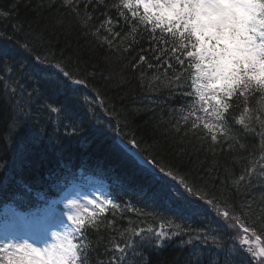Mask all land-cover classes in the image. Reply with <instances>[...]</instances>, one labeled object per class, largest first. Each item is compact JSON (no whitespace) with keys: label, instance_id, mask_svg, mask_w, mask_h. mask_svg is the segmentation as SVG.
<instances>
[{"label":"trees","instance_id":"trees-1","mask_svg":"<svg viewBox=\"0 0 264 264\" xmlns=\"http://www.w3.org/2000/svg\"><path fill=\"white\" fill-rule=\"evenodd\" d=\"M123 2L0 0V209L5 203L19 208L47 203L83 175L95 176L112 203L85 217L86 226L89 218L95 225L84 233L88 251L83 264H109L120 255L114 245L125 243L134 246L123 264H250L213 211L185 199L175 183L157 179L120 150L112 155L104 137L90 145L81 143L95 134L86 116L93 103L104 110L91 114L99 118L92 126L97 134L108 126L123 139H134L145 159L183 180L197 196L220 199L219 206L245 224L264 207V94L233 97L224 125L227 135L218 134V141L212 142L205 129L191 126L196 116L202 118L198 123L204 122L206 114L189 86L194 61H187L182 50L172 52L185 41L159 29L153 32V26L140 19L143 14L137 11L132 17L134 8L124 9ZM177 55L186 66L177 63ZM51 61L81 79L87 90L41 67ZM89 90L98 93L99 103L87 96ZM35 115L56 121L61 115L71 125L63 128L61 121L46 128L29 118ZM241 117L244 124L238 122ZM61 134L81 143V150L89 149L98 164L78 170L87 165L73 150L67 155L75 161L61 155ZM249 205L255 211L249 212ZM160 227L169 238L158 243L147 230ZM141 231L152 238L144 241L133 235Z\"/></svg>","mask_w":264,"mask_h":264},{"label":"snow or ice","instance_id":"snow-or-ice-1","mask_svg":"<svg viewBox=\"0 0 264 264\" xmlns=\"http://www.w3.org/2000/svg\"><path fill=\"white\" fill-rule=\"evenodd\" d=\"M134 5L137 9L142 8L143 15L140 19L151 24L153 32L159 29L173 40L185 41L180 49L173 48L172 52L175 54L182 50L187 61H194L196 74L189 86L195 89V95L201 102V110L206 114L204 122L198 123L202 118L193 113L196 119L191 126L193 129L202 127L211 134V141L217 142L218 134L227 135L224 125L230 108L228 102L233 97L247 99L253 93L264 94V0H124L122 7L132 9ZM131 16L137 17L138 12L132 11ZM105 23L110 24L111 21L107 20ZM175 58L181 67L186 66L185 59H181L179 55ZM35 59L39 61V57ZM141 60H144L143 56ZM187 67L191 68L193 65L188 64ZM62 75L69 77L68 72H62ZM179 79L180 77L177 82ZM72 83L81 84L83 81ZM52 86L59 87L58 84ZM252 99H255V95H252ZM247 112L248 109L245 108V113ZM256 119L259 121L260 117L257 116ZM207 120H214L216 123L206 122ZM238 122L244 124V117ZM72 131L75 132L76 128ZM129 144L132 149H137L134 139ZM135 154L139 155L138 150ZM144 163L156 168L155 161L144 159ZM156 171L162 177L171 176L173 181L176 179L171 173H164L163 169ZM248 174L252 175L253 172L250 170ZM184 184L183 180L179 181L177 189ZM172 195L179 199L175 194ZM181 195L185 199L188 196L202 199L187 185ZM91 204L104 211L103 202L98 205L96 201H92ZM261 204L264 205V199ZM257 210L260 214L250 224L242 223L238 216H231L227 208L218 210V215L225 219L231 218L234 221L233 227L241 229L242 236L237 243L239 249L246 252L250 264H264V244L261 243L264 240L261 234L264 233V207ZM248 211L255 210L249 205ZM68 220L71 221V225L67 226L70 231L66 229L62 234H54L53 241L43 247H37L27 240L0 243V264H83L88 251L84 233L86 227H94L95 221L89 218L86 226L85 218L78 212L69 215ZM133 235L144 241L152 238L143 231ZM161 235L153 234L157 240ZM133 246L134 244L128 243L114 245L113 251L120 255L112 257L109 264H123Z\"/></svg>","mask_w":264,"mask_h":264},{"label":"rangeland","instance_id":"rangeland-1","mask_svg":"<svg viewBox=\"0 0 264 264\" xmlns=\"http://www.w3.org/2000/svg\"><path fill=\"white\" fill-rule=\"evenodd\" d=\"M195 69H194V76H195ZM193 76V77H194ZM197 101L199 102V106L201 108V102L199 101V98L197 97ZM206 107L208 105H205ZM211 122L212 120H208ZM95 190L93 192L84 194L82 191H80V194H76L75 192L70 193L68 196V200H64L62 202L60 207V211H62L60 214H57V217L54 221V223L51 224L49 227V230L46 232L43 229H38V221H35L34 219H29V231L25 232L23 236L22 233H18L14 226L13 229L9 231V236L7 241H24L27 240L29 243H33L37 247H43L46 244H50L53 241L54 234L59 235L66 231L68 224L71 223V221L68 220L69 215H74L77 212L81 215L83 213H89L90 209L93 207L91 204L92 201H96V203L99 205L103 202L105 204V201L102 199L101 196H99V191L102 192L99 188L94 187ZM105 206V205H104ZM217 208H214L213 210L216 211ZM222 220L224 221L225 218L222 216ZM64 231V232H63ZM20 232V231H19ZM242 232L241 229H237V233L234 236V241L237 243L241 239ZM6 241V242H7Z\"/></svg>","mask_w":264,"mask_h":264},{"label":"bare ground","instance_id":"bare-ground-1","mask_svg":"<svg viewBox=\"0 0 264 264\" xmlns=\"http://www.w3.org/2000/svg\"><path fill=\"white\" fill-rule=\"evenodd\" d=\"M75 10V9H74ZM160 37H162V38H164V40L166 41V43H170L171 44V40L169 39V38H167L165 35H161ZM145 53L146 54V50H141V53ZM49 65L51 66V68L53 69V70H55V69H60V68H62V66L61 65H59V63L57 62V61H51L50 63H49ZM59 66L58 68L56 67V66ZM146 70V69H145ZM147 75V73L145 74V76ZM47 88V87H46ZM86 94H87V96H94L97 100H99L100 99V96L98 95V93H95V92H93V91H87L86 92ZM29 118L31 119H34L35 121H36V124H38L39 122L44 126V127H52V125H57V126H59V124H58V121H56L55 119H52L51 117H46V118H43V117H39L38 118V116L37 115H35V116H29ZM42 119V120H41ZM108 120V119H107ZM104 130L106 131V132H108L109 134H111L112 136H114V138L121 144V145H125L120 139H118V137H121V135L120 134H118V133H116L113 129L111 130V129H108V128H104ZM59 139H60V141H62V143L64 144V148H65V150L67 151V152H70V151H72V150H74V149H80V147H82V144L81 143H79V142H76V141H74V140H72L71 138H70V135L69 136H67V135H65V134H61L60 136H59ZM97 155V153L96 154H94V156H96ZM207 200H208V202H211V203H209V204H211V205H219V204H221V200L220 199H212V198H210V197H208L207 198ZM228 238H229V240L231 241V238H230V236H228Z\"/></svg>","mask_w":264,"mask_h":264},{"label":"water","instance_id":"water-1","mask_svg":"<svg viewBox=\"0 0 264 264\" xmlns=\"http://www.w3.org/2000/svg\"><path fill=\"white\" fill-rule=\"evenodd\" d=\"M132 155L137 159L139 160L141 163H144L143 160L139 157V155H136V150L133 149V151H131Z\"/></svg>","mask_w":264,"mask_h":264}]
</instances>
